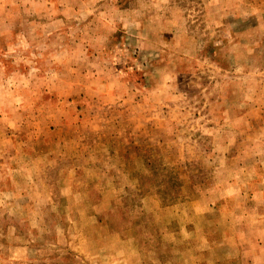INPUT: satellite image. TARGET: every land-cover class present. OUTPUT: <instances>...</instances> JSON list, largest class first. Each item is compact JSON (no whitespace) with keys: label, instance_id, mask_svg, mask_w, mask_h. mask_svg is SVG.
I'll return each mask as SVG.
<instances>
[{"label":"rangeland","instance_id":"374dc122","mask_svg":"<svg viewBox=\"0 0 264 264\" xmlns=\"http://www.w3.org/2000/svg\"><path fill=\"white\" fill-rule=\"evenodd\" d=\"M262 187L264 0H0V264H221Z\"/></svg>","mask_w":264,"mask_h":264},{"label":"crops","instance_id":"0c3cea01","mask_svg":"<svg viewBox=\"0 0 264 264\" xmlns=\"http://www.w3.org/2000/svg\"><path fill=\"white\" fill-rule=\"evenodd\" d=\"M252 192V204L230 211L228 220L218 226L223 233L216 246H230L221 264H264V187Z\"/></svg>","mask_w":264,"mask_h":264}]
</instances>
